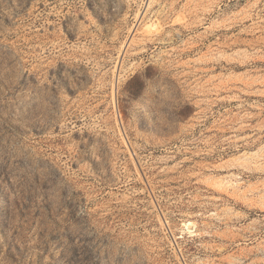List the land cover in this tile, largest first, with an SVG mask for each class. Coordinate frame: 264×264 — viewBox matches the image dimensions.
<instances>
[{"label":"rangeland","instance_id":"1","mask_svg":"<svg viewBox=\"0 0 264 264\" xmlns=\"http://www.w3.org/2000/svg\"><path fill=\"white\" fill-rule=\"evenodd\" d=\"M0 264H264V0H0Z\"/></svg>","mask_w":264,"mask_h":264}]
</instances>
